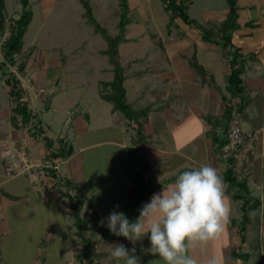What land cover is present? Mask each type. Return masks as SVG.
Here are the masks:
<instances>
[{"label": "crops", "instance_id": "crops-1", "mask_svg": "<svg viewBox=\"0 0 264 264\" xmlns=\"http://www.w3.org/2000/svg\"><path fill=\"white\" fill-rule=\"evenodd\" d=\"M130 3L129 10L132 11V6L135 7L142 2L130 0ZM193 4L194 0L189 6L188 14L197 20L189 13ZM253 4L264 14V0H253ZM160 11L162 15L167 16L164 18L166 21L164 27L169 32L167 37L150 40L151 37H144V34L139 33L141 25L138 26L130 20L125 27V39L119 45V59L125 68L124 87L127 101L135 110L148 108L146 115H137L136 118L130 119L121 111L112 109V104L104 99L101 93L109 89L104 88V83L113 78L97 81V98L105 102L107 107L106 109L104 107V111L99 108L96 115L94 113L92 116L89 111L83 109L73 114L66 108L52 106L53 97L50 96L55 94V86H58L56 80L60 75L53 71L46 72L44 69L34 72L37 90L46 84L44 79L48 78H53L55 86H48V89L44 85L42 89H46L48 96L33 100L34 107H31V110L35 117L32 121H39L46 137L54 142L63 137L64 141L72 146V153L59 164L57 173L45 176L39 183L31 181L26 174L8 172V155L17 154V149L23 144L30 159L35 162L41 160L48 149L40 137L31 133L32 131L14 125L11 117L14 102L9 95L6 75H0L1 264H82L78 260V252L85 249L75 233L74 208L69 197L62 192V180H69L73 185L68 191L70 198L81 199L80 216L97 213L107 220L114 209L122 212L130 197L132 170L140 169V166L136 168L131 166L132 150L135 148H139L149 163L146 178L154 185V189L142 202L141 208L150 202L154 193L162 192L163 188L167 189L183 171L205 164L219 170L230 208V217L224 233L218 239L210 241L205 247H196L193 250L192 254L200 264L212 255L218 257L219 264H262V260L256 256L261 232L257 212L264 216V29L260 31L262 28L260 23L252 16L244 22L241 21L240 13L241 28L233 35L234 45L241 47L243 52L257 53V59L248 62L242 75L248 92L253 97V101L243 112V125L246 130L257 132L255 149L251 155L252 177L248 181V187L254 195L261 198L262 202L259 210L249 213L250 219L241 233L243 218L241 200L233 198L232 192L229 191L228 182L224 179L222 160L208 134L210 125L205 118L223 110L221 93H227L225 79L229 73L227 60L222 57L218 45L203 41L198 31L182 20L183 26L177 23L176 20L180 18L174 20L171 28L173 31L169 30L170 17L163 1ZM223 11L226 15L228 8ZM215 12V15H218L217 11ZM197 21L209 23L213 20L207 13L204 14L202 21ZM248 21L254 24L247 26ZM242 28H246L245 31ZM256 31L259 33L256 34L254 41H250ZM146 41L150 43V47L157 48L149 61L146 60L147 55L139 54V47L144 43L146 45ZM106 48L101 49L100 53L107 57L109 66L103 67L101 71L113 74L108 55L104 53ZM186 51L190 52L189 56L184 53ZM123 54L127 56L125 63ZM193 57L204 66L208 74L214 76L218 88H213L208 81H202V77L189 64V59ZM145 80L151 82L149 83L152 86L151 93L157 88L161 93L155 101L152 100L145 106L137 108L128 95L130 92L137 94L141 89L140 81ZM258 96L260 103H257V108L252 107L257 102L254 97ZM182 97L188 99L184 101L181 100ZM93 109L97 110L98 105ZM44 110L68 113L71 117V127L75 129L74 136L70 137L68 131L64 132L62 128L54 136L51 135L50 124L41 118ZM163 111H167L169 118L162 117ZM139 125H143L142 134L139 132ZM104 131L107 132V136L96 135ZM92 133L91 138L83 137ZM15 156L18 161L17 155ZM118 243L128 249L135 247L140 264H149L150 261L159 259L158 255L152 256L141 251L142 247L144 249L150 247L147 236L137 241L135 245L125 238L120 240L101 238L93 247L94 264H117L110 256L109 246ZM28 245L32 246L29 260L26 253ZM86 262H89V259L85 260Z\"/></svg>", "mask_w": 264, "mask_h": 264}, {"label": "rangeland", "instance_id": "rangeland-1", "mask_svg": "<svg viewBox=\"0 0 264 264\" xmlns=\"http://www.w3.org/2000/svg\"><path fill=\"white\" fill-rule=\"evenodd\" d=\"M128 9L127 17L133 20L135 24L140 26L139 33L144 34V37H151L150 40H157L160 37H167L169 32L164 27L166 15H162L160 0H141L142 3L132 6L130 11V0H125ZM8 21L19 17L22 6L20 0H4ZM30 8L33 10V19L27 27L24 34V45L22 49L14 55L17 72L14 70L15 64H10L4 58L3 52L0 53V75H27L32 79V85L37 90L34 79V72L44 69L46 72L53 71L60 75L56 80L55 86L53 78L44 79V85L55 86V94H51L52 106L58 108H66L74 114L79 109L87 110L93 116L99 113V108L104 111L107 104L97 98V81L98 79L109 80L113 78L110 72L101 71L103 67H108L107 57L100 53V50L107 47V43L101 34L94 32V28L88 24L87 18L84 16L85 8L80 0H29ZM94 17L107 28L111 35L119 32V21L121 16V1L120 0H89ZM227 0H194V4L190 8V15L199 21L203 20L204 14H209L210 19L215 26L225 17L224 9L228 8ZM254 5L252 7L251 5ZM241 13L240 20L245 21L252 16L258 20L261 29H264V14L260 13L258 7L253 4V0H240L238 3ZM217 11L218 15H215ZM131 12V13H130ZM205 12V13H204ZM214 12V13H213ZM212 14V16L210 15ZM180 25H184L181 19L176 20ZM155 23V24H154ZM206 23V22H205ZM143 26V27H142ZM219 26V25H218ZM173 26L170 27V29ZM179 27H176L178 29ZM245 29L246 28H242ZM172 30V29H171ZM173 31V30H172ZM243 31V32H244ZM174 33V32H173ZM256 31L250 41H254ZM176 36V35H171ZM1 38V37H0ZM156 38V39H153ZM148 39V40H149ZM156 44V43H154ZM150 43L146 41V45L140 46V53L148 56L149 61L156 53V47H150ZM148 50V53H147ZM185 54L190 55L186 51ZM123 62L127 56L123 54ZM26 62V67L23 71L18 69L19 64ZM147 63V62H146ZM144 63V64H146ZM149 64V63H147ZM44 66V67H43ZM4 72V73H3ZM19 79V78H18ZM21 81V80H19ZM140 81L141 89L137 94L129 93L128 97L134 101L137 108L143 107L156 100L160 96L161 91L157 88L154 93L150 92L149 83ZM157 81V80H155ZM157 86V84H156ZM1 87V85H0ZM4 90V87L1 88ZM24 91V90H23ZM42 96H48L46 89ZM26 91H24V94ZM140 96L139 99H136ZM173 98V94H172ZM183 97L181 98V100ZM188 99V98H187ZM184 98L183 100H187ZM255 107L260 103V97H254ZM172 100V99H171ZM191 101L192 99L189 98ZM30 101V100H29ZM34 107V102H31ZM98 105V109L93 108ZM53 107V108H55ZM222 112V111H221ZM220 112V113H221ZM48 113V114H47ZM219 114V113H218ZM162 117H168L167 111L161 112ZM48 116V118L46 117ZM41 118L46 119L50 124V134L54 136L58 130L68 131L70 137L74 136V127H71V117L68 113L54 110V112L44 110L41 113ZM50 119V120H49ZM160 118H158L159 120ZM157 120V121H158ZM244 124V123H243ZM246 125V123H245ZM98 133V132H96ZM225 134H227V127ZM92 134L83 136L91 138ZM96 135L107 136V132H101ZM260 221V237L258 238L259 249L256 258L262 260L264 264V216L257 212ZM32 246H27V259H30Z\"/></svg>", "mask_w": 264, "mask_h": 264}, {"label": "trees", "instance_id": "trees-1", "mask_svg": "<svg viewBox=\"0 0 264 264\" xmlns=\"http://www.w3.org/2000/svg\"><path fill=\"white\" fill-rule=\"evenodd\" d=\"M85 8L84 16L87 18V22L94 28V32L102 35L107 43V48L104 53L108 55L110 64L113 70V79L104 83L105 93H101L104 99L112 104V109L115 111H121L125 116L130 119L136 118V116L146 115L148 108L143 110H135L132 105L127 101L126 89L124 87L125 68L121 64L119 59V45L125 39V27L129 22L126 11L128 9L126 1H121V16L119 21V32L115 35H111L107 28L104 27L94 17L93 8L89 0H80ZM165 4V10L169 13L168 28L174 24L176 18H180L183 22L190 27L195 28L200 34L203 41L213 43L219 46L222 57L227 60L229 67V73L226 75V90L227 93H221L223 100V110L219 114L206 116V121L210 125L208 131L209 136L212 139L215 150L220 154L221 147L227 143V134H225L226 127H228V121L232 117L234 111H239L242 115L244 110L253 101V97L248 92V87L243 79L248 62L255 61L257 59V53L242 51L241 47L234 45L233 35L241 28L239 23V5L238 0H227L228 12L223 20L215 26V23H199L197 20L191 18L188 14L189 6L192 0H161ZM21 12L19 17L8 21L6 6L4 0H0V37L5 32L6 28L9 30V37L4 42L2 52L4 58L8 60L10 64H15L14 55L17 54L24 45V34L28 25L33 19V10L30 8L29 0H20ZM8 21V22H7ZM7 23H9L7 25ZM252 21L246 22L247 26H252ZM219 25V26H218ZM189 64L198 72L202 77V81H208L213 88H218L215 83L214 76L208 74L204 69V66L200 64L195 57L189 59ZM26 67V62L19 64L18 69L23 71ZM6 84L9 86V95L14 102L12 108V120L14 125H19L20 122L27 124L35 117L32 111L28 107V101L22 100L24 96L23 87L20 86V81L15 75L6 76ZM236 99V100H235ZM32 131L36 136H40L44 133L43 128L40 126L39 121H33ZM143 125H139V132L142 134ZM221 131V132H220ZM144 138V136H143ZM45 145L47 149H55L50 155L53 157L67 158L72 153V146L69 145L64 138H58L57 142H54L49 137L45 136ZM132 168L140 166V169L132 170L133 182L130 191V197L122 212L130 221H135L139 216L141 204L146 200L148 194L154 189V185L146 178V172H148L150 165L144 159L143 153L139 151V148L132 150ZM225 181L228 182L229 191L232 192V197L241 200L240 208L242 209V227L240 232L245 230L248 221L250 219L249 213L254 210H259L261 207V198L254 195L248 187L247 179H238L231 168L226 170L224 174ZM63 185L62 192L69 197L70 203L74 208L76 227V235L80 242L84 246V251L78 252V260L82 264H94V252L93 247L99 241L104 240H120L124 237H117L113 235L106 227L107 220H105V226L100 225L101 218L97 213H92L89 216H80V207L82 204L81 199L70 198L68 191L73 186L69 180L61 183ZM100 237H99V236ZM1 238V232H0ZM89 259V262L85 263V260ZM1 264V258H0Z\"/></svg>", "mask_w": 264, "mask_h": 264}, {"label": "clouds", "instance_id": "clouds-1", "mask_svg": "<svg viewBox=\"0 0 264 264\" xmlns=\"http://www.w3.org/2000/svg\"><path fill=\"white\" fill-rule=\"evenodd\" d=\"M229 217L230 208L219 170L205 164L181 172L167 189L154 193L135 221L114 209L106 218V227L113 235L122 236L133 245L147 236L150 247H142L141 251L159 257L149 264L161 261L163 264H200L193 250L218 239ZM100 225L105 226V219H101ZM109 247L110 256L117 264L121 261L140 264L135 247L128 249L119 243ZM203 264H219V259L212 255Z\"/></svg>", "mask_w": 264, "mask_h": 264}, {"label": "built area", "instance_id": "built-area-1", "mask_svg": "<svg viewBox=\"0 0 264 264\" xmlns=\"http://www.w3.org/2000/svg\"><path fill=\"white\" fill-rule=\"evenodd\" d=\"M8 22V21H7ZM9 23H7L8 25ZM9 30L6 28L5 32L0 38V53L4 45V42L9 37ZM14 70L17 72V67L14 66ZM20 86L26 91L22 100L28 101V107L31 110V102L34 99L42 98L44 89L35 90L32 85V79L27 76L18 75ZM23 91V92H24ZM30 100V101H29ZM33 111V110H31ZM20 126L24 127L27 131H35L33 129V121L27 124L19 123ZM40 139L45 143V135L43 133L39 136ZM257 139V132L246 130L243 125V115L239 111H234L232 117L228 121L227 127V143L221 147V153L219 154L222 160V170L225 173L226 170L231 168L234 175L240 179H247L248 181L252 177L251 169V155L254 152V142ZM55 149H48L46 155L39 161L35 162L30 159L27 149L23 144L20 149H17L16 156L8 155L9 173H23L28 178L36 183H39L42 178L49 175L52 176L57 173L59 164L65 159L62 157H53L51 152ZM19 163V164H17ZM65 180H62L64 183Z\"/></svg>", "mask_w": 264, "mask_h": 264}]
</instances>
